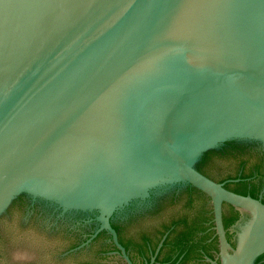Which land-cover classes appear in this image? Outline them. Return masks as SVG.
Wrapping results in <instances>:
<instances>
[{"label":"water","instance_id":"95a60500","mask_svg":"<svg viewBox=\"0 0 264 264\" xmlns=\"http://www.w3.org/2000/svg\"><path fill=\"white\" fill-rule=\"evenodd\" d=\"M230 140L264 146V0H0V251L74 242L63 214L21 208V194L97 213L119 249L110 216L177 185L210 199L217 238L223 204L249 216L236 235L263 231L264 203L196 169ZM192 199L158 216L207 215Z\"/></svg>","mask_w":264,"mask_h":264},{"label":"flooded vegetation","instance_id":"af4514ba","mask_svg":"<svg viewBox=\"0 0 264 264\" xmlns=\"http://www.w3.org/2000/svg\"><path fill=\"white\" fill-rule=\"evenodd\" d=\"M229 156L239 162L238 171L233 174V176L235 175L238 178L226 179V176L221 180H216L209 177L202 170L199 172L234 193H236L234 191L236 188L235 183L241 181L243 184L241 187L246 191L244 196L251 197L253 194L255 196L254 199L264 203V146L257 141H226L215 149L214 154L210 155V158L206 161L212 158L219 159ZM244 157L251 160L249 164L252 167L249 174L244 172L245 168H247V160ZM231 186H234V188ZM198 193L200 195H197ZM198 193L190 192L187 185H177L167 189L160 196H157L153 191L149 194L146 201H132L124 208L114 212L108 222L116 234L117 243L122 248H137L152 247L157 240L159 241L156 246L163 245L165 240L167 241L165 245H169L216 239L210 199L200 191ZM193 196L208 202L207 215H203L201 212L197 214L187 212L177 220L173 216L170 217L171 221L169 222L166 218L158 216L160 207L176 203L178 200L184 199L185 206L190 207L193 202ZM16 200L21 208L27 206L28 210L36 213L39 212L37 208L39 209V206H41V208H47V210L53 211L55 214H63L65 217L63 220L67 223L66 232L72 234L74 239L68 251H83L99 244L101 245L100 250L119 249L110 232L97 220L98 215L95 212H63L61 209H56V207L48 203L33 199L25 194L17 196ZM227 208L228 205L223 204L222 221ZM237 212V219L227 229L224 227L226 237L236 235L238 223L243 218L249 217L245 212Z\"/></svg>","mask_w":264,"mask_h":264},{"label":"trees","instance_id":"16d2710c","mask_svg":"<svg viewBox=\"0 0 264 264\" xmlns=\"http://www.w3.org/2000/svg\"><path fill=\"white\" fill-rule=\"evenodd\" d=\"M214 154V150H210V151H207L205 152L201 159L198 161L197 165H196V169L198 171L201 170V166L203 165V163L208 159L210 158V155H213ZM235 178H238L236 177L235 175H228L226 179H235ZM221 180V179H220ZM242 182L241 181H238L237 183H235V186L236 188L234 189V191H236L237 194H240V195H246V191L245 189H243L241 186H242ZM188 187V190L190 192H195L196 194L199 192L197 190H195L194 188H191L190 185H187ZM252 192V191H251ZM197 195H200L199 193ZM252 198H255V196L252 194L251 195ZM226 209V208H225ZM226 214L224 213L223 215V223H224V227L225 229H227V227L232 224L238 217V212L237 211H234L233 208L231 206L228 205V208L227 210H225ZM160 238V237H159ZM159 240H157L158 242ZM157 242H155L153 244V246H156L157 245ZM166 240L164 241L163 245L166 244Z\"/></svg>","mask_w":264,"mask_h":264}]
</instances>
